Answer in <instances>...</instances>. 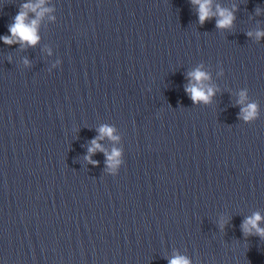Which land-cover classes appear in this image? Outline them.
I'll return each instance as SVG.
<instances>
[{
	"label": "clouds",
	"instance_id": "9594fccd",
	"mask_svg": "<svg viewBox=\"0 0 264 264\" xmlns=\"http://www.w3.org/2000/svg\"><path fill=\"white\" fill-rule=\"evenodd\" d=\"M190 2L197 6L198 20L203 25L207 20L215 18L216 27L218 29L231 28L235 16L232 10L223 8L216 5L213 9V0H190ZM46 0H28L27 3H23L20 6V10L14 17L13 22L8 27L10 35L0 36V40H3L5 44L11 45L19 43L22 47L35 46L39 42L38 26L41 19L52 9L44 7ZM259 12V9H257ZM30 13L34 14V18L30 17ZM249 37L253 33H247ZM257 39L264 37V31H257L255 33ZM28 61L25 60V64ZM189 85L185 88V91L189 94L190 99L193 103L205 102L207 103L210 98L215 94V89L211 86H207L204 82L209 80V74L202 71L201 68L188 73ZM247 99L246 92L241 91L240 98L237 101L241 105L240 118L244 121H252L258 116L257 105L249 103L245 105ZM98 137L91 141V145L88 148L89 153H95L96 151H103V148L98 143V140L104 139L105 137L111 140H117L118 137L114 135L115 129L113 127L104 125L98 130ZM120 151L113 149L111 154L106 153L107 162L110 167L115 168L119 164ZM90 159V157H88ZM95 163L93 161H90ZM264 220L258 212L252 216L245 218L241 228L245 235H257L264 239V228L260 227V222ZM223 226V225H221ZM168 264H190V260L182 255L175 254L169 260Z\"/></svg>",
	"mask_w": 264,
	"mask_h": 264
}]
</instances>
